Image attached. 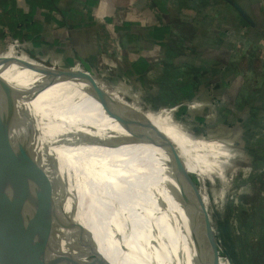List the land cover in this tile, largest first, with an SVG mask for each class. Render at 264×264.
I'll list each match as a JSON object with an SVG mask.
<instances>
[{"label":"crops","instance_id":"obj_1","mask_svg":"<svg viewBox=\"0 0 264 264\" xmlns=\"http://www.w3.org/2000/svg\"><path fill=\"white\" fill-rule=\"evenodd\" d=\"M134 1L125 9L116 8L115 13L110 6H104V0H14L28 22L20 25L17 32L0 26V75L13 87L36 95L32 100L48 120L44 122L46 127L42 126L44 146L45 133L57 136V130L89 142L52 151L50 154L57 155L61 166L50 154L43 156L72 220L81 228L80 235L98 264H206L208 257L198 246L203 243L206 251L210 249L202 210L192 206L188 191H180L169 167L172 159L168 152L152 143L135 141L148 154L144 160L146 171L140 177L122 138L125 129L113 118L104 125L97 119L96 88L113 97L97 69L101 42L106 29L107 39L116 34L112 38L116 43L112 46L116 48V79H133L139 91L143 90L142 82L149 88L150 97L160 93L165 65L182 63L177 68L181 73L196 71L187 77L193 86L189 101L172 107L153 106L155 110L151 112L155 128L178 151L184 143V152H179L186 167L212 176L229 157L227 144L212 139L214 132L232 137L240 133L243 139L251 135L256 123L264 121V87L257 90L255 82L250 85L246 79L253 73L244 67V57L250 51L264 52V0H219L217 6L196 12L181 0ZM7 20L14 23L12 17ZM245 22L259 33L261 42L257 46L247 41L246 34L238 40L236 33L242 31ZM178 23L192 24L196 34L188 40L177 34V40L184 41H180L184 50L173 58L169 54V36L159 39L152 35L156 28ZM125 25L129 28L122 31ZM5 30L14 46L6 44ZM221 32L228 33L226 40H221ZM149 34L150 38H145ZM125 35L144 36L146 47L142 40L136 42L133 38L127 42L122 39ZM234 47L236 55L232 54ZM11 49L15 50L13 54ZM84 61L94 64L98 82L89 76ZM238 63L242 66L236 70ZM257 70L255 79L261 83L264 71L261 66ZM18 73L27 74L21 77ZM249 86L256 91H249ZM116 91L121 97L114 100L121 106L138 108L119 89ZM217 93L224 102L214 106L211 101ZM182 107L190 116L212 114L209 118L215 120L204 121L210 128L207 137L194 136L187 131L189 127L182 124L181 128L172 120L173 113ZM125 110L130 111L123 108L120 112ZM140 130L155 137L150 131ZM198 191L207 207L202 188ZM99 246L103 252L98 254ZM219 258L218 264L222 260L230 264L223 254Z\"/></svg>","mask_w":264,"mask_h":264},{"label":"rangeland","instance_id":"obj_2","mask_svg":"<svg viewBox=\"0 0 264 264\" xmlns=\"http://www.w3.org/2000/svg\"><path fill=\"white\" fill-rule=\"evenodd\" d=\"M105 1L110 3L109 6L115 13L116 8L125 9L129 4L131 6L136 2L134 0ZM108 32L106 29L105 40L101 42L102 56L99 57L97 65L99 75L109 90L119 89L122 95L123 93L126 95L129 103L133 102L138 106L136 113L140 112L145 116L144 111L155 110L151 101L153 97L148 95L149 88L146 85L144 87L142 82L143 90L139 91L136 89L133 79H116V67H114L116 66V48L112 47L113 44H116L112 41L113 37L116 38V34L109 33L110 39H107ZM244 34H246L244 30L236 33L238 39L243 38L241 36ZM261 78L264 79V74L261 75ZM246 80L250 82L249 79ZM257 81L256 79V87L257 90H260L264 84L262 80L261 83ZM249 91L256 90L249 86ZM216 92L218 91L216 90ZM222 102L224 99L218 93L214 101H211L214 106H218ZM131 107L135 109L136 106ZM179 110L177 109L171 117L172 120L180 123L178 126L183 128L182 124L186 125L189 127L187 131L190 134L207 137L210 128L205 125V122L215 120L209 118L213 117L212 114L202 113L200 118H204L205 122H200L196 115L180 114ZM261 124L256 123L251 135L243 139L239 136L240 133L235 134V137L226 135L222 131L212 133V139L227 144L225 146L229 157L224 167H220L218 173L212 176L205 174L207 177L201 178L202 186L210 199L208 207L212 225L218 230L222 243L224 232L227 234L224 241L229 243L228 253L237 264H264V249L261 248L260 243L261 241L264 243V121ZM183 148L184 143L179 146V151L184 152ZM176 151L182 159L177 147ZM77 228L81 229L79 226ZM96 249L98 254L103 252L101 246ZM221 263L224 264L223 260Z\"/></svg>","mask_w":264,"mask_h":264},{"label":"water","instance_id":"obj_3","mask_svg":"<svg viewBox=\"0 0 264 264\" xmlns=\"http://www.w3.org/2000/svg\"><path fill=\"white\" fill-rule=\"evenodd\" d=\"M226 1L230 2V0ZM236 8L238 11H240L237 6ZM82 64L92 80L98 82L99 79L94 68V64L86 61L82 62ZM96 92L97 100L103 106L109 117L116 120L129 134L130 137L124 138L126 144H130L127 143L129 141L149 142L152 143L153 146H157L158 148L164 149L168 152L170 158L172 159V173L175 181L180 187V191H188L193 200L192 203L190 202L192 206L202 210L203 224L206 229V236L210 243V249L206 251L203 243L201 245L199 243L198 246L202 251L201 253L208 257L206 264H218L220 254H223L225 259L230 264H235L230 255L227 253L222 241L220 240L218 230L212 225V217L209 213L208 206L205 207L203 204L202 196L198 191L199 188H202L201 179L189 173L184 161L180 159L175 145H173L166 136L162 135L155 128V126L144 117L142 113H135L136 110L130 106H121L116 100H114L113 97H110L106 91L100 88H96ZM35 98V94L13 87L0 75V129L12 130L18 135L24 137L29 143L38 146L44 151V143L42 142V126L46 127L44 122L48 120H46V115L43 113V111L34 104L33 100ZM123 108L129 109L130 111L125 110L124 113L134 116V118L128 117L124 113H121ZM46 123L47 125L50 124L49 122ZM48 127L52 128L51 125H48ZM140 128H143L144 131H150L157 139H155V137L151 136L149 133L145 134L140 130ZM56 133H59L60 137L62 136V138H59V135L55 136L51 133H45V136H47L46 143L48 145L46 148L49 154L50 150L56 151L55 149L60 146L81 147L82 145H88L87 143H89L88 141L86 142L83 140L81 136L72 138L67 133H60L58 130ZM2 138L7 139L6 133ZM101 145L105 147L108 146L106 143H101ZM21 147L24 151H27L29 155L30 153L34 154L31 148L28 147L26 150V147ZM50 158L54 160L56 165L61 166L57 155L56 157L51 155ZM37 175L38 181L43 184L45 182V176L43 175V177L39 173H37ZM35 180L37 181V176H35ZM2 184V189L6 185H10L9 182ZM7 189H9V187H6V191ZM4 197V193L1 192L0 264H14L15 259L13 258V253L15 251L18 252V249L21 247L24 249V245H30L39 254L33 264H56L54 260H50L47 257L48 246L46 245V240L42 237V235H38L36 233V229H34L31 225L23 223L20 214L17 212H11L7 214L5 219H3L4 213H8L6 212L8 208L2 204ZM20 199L21 201L18 199L17 201L22 204L24 200L22 197H20ZM9 230H16L19 233L20 237L22 238L21 244L15 243L6 238V233Z\"/></svg>","mask_w":264,"mask_h":264},{"label":"bare ground","instance_id":"obj_4","mask_svg":"<svg viewBox=\"0 0 264 264\" xmlns=\"http://www.w3.org/2000/svg\"><path fill=\"white\" fill-rule=\"evenodd\" d=\"M11 51V54L15 52L14 49ZM18 74L26 77L27 73ZM96 115L102 125L111 120L98 101ZM5 133L7 139L2 138ZM128 137L129 134L124 130L122 138ZM127 143H130L126 145L136 172L142 177L146 166L141 146L135 141ZM21 146L26 147V150L28 147L31 148L34 154L29 152V155ZM47 146H44L43 152L36 150L24 137L12 130L0 129V193H4L2 204L8 208L6 211L8 213H4L3 219L11 212L20 214L23 223L31 225L36 229V233L46 240L47 257L56 264H98L91 256L47 169L43 156V153L49 154ZM37 173L45 176L43 184L38 181ZM5 182H9L10 185L2 189V183ZM6 187H9L7 191ZM20 197L24 200L22 204L19 202ZM6 238L15 243H22V238L16 230L7 231ZM13 254L14 264H33L39 255L30 245H24V249L21 247Z\"/></svg>","mask_w":264,"mask_h":264},{"label":"trees","instance_id":"obj_5","mask_svg":"<svg viewBox=\"0 0 264 264\" xmlns=\"http://www.w3.org/2000/svg\"><path fill=\"white\" fill-rule=\"evenodd\" d=\"M180 2L182 4L186 3V5L189 8L193 9L195 12L200 11V10L203 11L208 7L213 8L214 6H217L219 4V0H181ZM109 4L110 3L108 1L104 0V6L106 5V7H108ZM102 7H103V1H102ZM7 17H12L14 19V23H10L7 20ZM27 20H28L27 15H25L22 12L17 10L15 3H14V0H0V26H2L3 28H9L13 32H15V31L17 32L20 29L19 28L20 25L23 26V24H27V22H28ZM245 23L243 24L244 28L242 30H244L246 32L247 41L250 42L251 45L257 46L261 42L259 33L257 31H255L254 29H252L247 23L246 24ZM128 28H129V25H125L124 28L122 29V31H127ZM174 34H175L176 39L173 38ZM177 34H180L182 37L184 36L183 40H188V39H191L195 36L196 28L192 24H185V23L174 24L173 27L170 26V27L156 28L154 30L152 38L157 37L159 39H162L165 36H169V41H170L168 43V47H170L169 48V54L174 58L178 54L179 55L182 54L183 53L182 50H184V48H183L184 44H182L180 42V41H182V42H184V41L183 40H177V37H178ZM220 34H221V40L222 41L226 40V36L228 33L227 32H221ZM17 35L19 36L20 34L17 33ZM133 38L135 39L136 42L142 40L144 47H146V43H144V42H147V40L145 38H150V34L148 36H145V38H144V36L140 37L138 35L134 36V37L125 35L124 37H122V39L127 40V42L129 39H131V41H133L132 40ZM148 41H150V39H148ZM233 52L235 54V47L233 49ZM240 58H241V56H240ZM244 59H245L244 67L247 69V71H251L253 73V75L250 77L251 79L249 78V81L251 84V83L256 81L255 75L259 74V72L257 70L259 68V66H261V69L264 71V52H263V50L261 52H257V51L252 50L249 52L248 55H246V57H244ZM141 62H144V61H141ZM143 64L144 63H142V65ZM181 65H182V63H177V64H170L169 63V65L164 66L165 67L164 73H163L164 78L162 79V81L160 83V89H161L160 93L158 95L156 94L155 96H153V98L151 100L152 105L154 107L159 106V105H168V106L172 107L174 105L180 104L181 102L189 101V99L193 96V86H192V83L190 81H188L189 79H187V77L190 76V74L192 75V74L196 73V71L192 70L189 72L188 71L184 72L182 70V73H181L179 71V69H177V68H180L179 66H181ZM240 66H242V64L238 63V66L236 65V70H238ZM143 67H144V65H143ZM146 69H147V67H146ZM144 70H145V67H144L143 71L141 70V74L144 73ZM261 80L263 81L262 83L264 84V79H261ZM168 81H170V82H168ZM254 89H255V87H254ZM109 92L113 96L114 99H118L119 97H121V94H119V92H117L116 89L110 90ZM144 112L146 113V117L154 124V126H156L155 125L156 121L154 119V116H152L153 115L152 112L151 111H144ZM179 113L180 114H187L186 107L180 108ZM198 121L203 122L204 119L199 118ZM141 149H142V155L146 158L148 156L146 150L143 147H141ZM169 167L172 168V165H170ZM187 169H188L189 173L199 177L200 179L203 177H207V176H205V174H207V173L201 172L199 169H193V168H188V167H187ZM202 184H203V182H202ZM202 191L204 193V199L206 201V204H209L210 199H209V196H208V194L205 191V188L203 186H202ZM209 213H210V211H209ZM225 236H227V234L224 232L223 245H224V247L228 253L229 243H227V241H224ZM226 239H227V237H226ZM260 243H261V248L264 249L263 248L264 243L262 241ZM262 249H260V250H262ZM230 257H231V255H230ZM234 263H235V261H234ZM235 264H237V263H235Z\"/></svg>","mask_w":264,"mask_h":264},{"label":"built area","instance_id":"obj_6","mask_svg":"<svg viewBox=\"0 0 264 264\" xmlns=\"http://www.w3.org/2000/svg\"><path fill=\"white\" fill-rule=\"evenodd\" d=\"M4 33L7 35L6 44H7V45L9 44V45L14 46L15 43H13L12 40H11V38L8 36V32L5 30ZM16 48L19 49L18 46H17Z\"/></svg>","mask_w":264,"mask_h":264}]
</instances>
